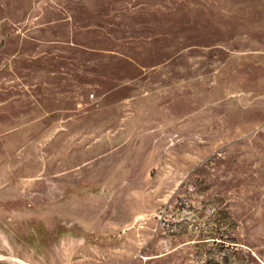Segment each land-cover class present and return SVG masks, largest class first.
<instances>
[{
  "label": "rangeland",
  "instance_id": "obj_1",
  "mask_svg": "<svg viewBox=\"0 0 264 264\" xmlns=\"http://www.w3.org/2000/svg\"><path fill=\"white\" fill-rule=\"evenodd\" d=\"M0 264H264V0H0Z\"/></svg>",
  "mask_w": 264,
  "mask_h": 264
}]
</instances>
